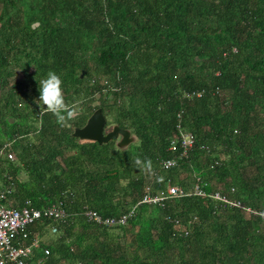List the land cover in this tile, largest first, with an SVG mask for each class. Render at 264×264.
Returning <instances> with one entry per match:
<instances>
[{
	"label": "trees",
	"instance_id": "trees-1",
	"mask_svg": "<svg viewBox=\"0 0 264 264\" xmlns=\"http://www.w3.org/2000/svg\"><path fill=\"white\" fill-rule=\"evenodd\" d=\"M49 71L75 106L70 127L41 115L38 82ZM96 108L104 131L117 125L135 140L74 136ZM180 131L193 145L164 170ZM5 143L14 156L0 157V185L8 176L14 183L6 201L42 208L64 199L67 213L29 225L27 242L56 225L63 247L47 243L44 254L40 240L27 264H59L56 254L68 264H264L259 216L197 195L137 204L146 185L189 189L199 175L207 192L264 207V0H0ZM134 205L125 226L83 216L86 208L119 216ZM75 227L92 238L77 251L83 237L65 241Z\"/></svg>",
	"mask_w": 264,
	"mask_h": 264
},
{
	"label": "built area",
	"instance_id": "built-area-1",
	"mask_svg": "<svg viewBox=\"0 0 264 264\" xmlns=\"http://www.w3.org/2000/svg\"><path fill=\"white\" fill-rule=\"evenodd\" d=\"M202 90L185 92V96H200ZM193 145V135L180 131L178 135L174 134L169 140L168 149L176 152L178 155L172 158L160 160V167L164 170L178 165V160L186 157L189 149ZM6 156L8 159H13V154L8 151V144L5 143L0 148V157ZM206 182L199 175H195V181L189 189H184L178 185L168 184L164 188L153 189L150 185H146L143 190V195L139 203L153 204L165 206L167 201L174 198H179L188 195H197L201 197H210L218 201L220 207L229 206L232 208L243 210L249 215L259 216L264 220V207L254 209L246 205L239 198L229 197L220 192H207L204 189ZM14 190V183L11 176L6 177V183L0 185V264H27V260L33 254V249L39 247V235L34 233L33 239L27 242L29 236L28 227L34 224L41 218L49 219L51 222H62L66 218V211L63 207L64 199H59L55 203H51L42 208H35L26 200L20 207L11 206L6 200ZM234 188L231 187L230 191ZM136 205L132 206L128 211L119 216H104L93 209L86 208L83 210V216L87 221L102 226H125L129 219L133 217ZM174 224L179 227L180 222L174 219ZM182 230V227L180 228ZM51 233L57 232V226L51 225ZM183 231V230H182ZM183 234H187L186 228ZM43 253L48 254L49 249L43 248Z\"/></svg>",
	"mask_w": 264,
	"mask_h": 264
},
{
	"label": "clouds",
	"instance_id": "clouds-1",
	"mask_svg": "<svg viewBox=\"0 0 264 264\" xmlns=\"http://www.w3.org/2000/svg\"><path fill=\"white\" fill-rule=\"evenodd\" d=\"M38 83L40 95L37 104L39 108L43 107L44 109L41 115L51 113L61 127H70L68 122L75 118L76 111L75 106L69 105L65 100L60 76L49 71L47 77ZM135 163L144 168L150 167V162L142 164L140 160H136Z\"/></svg>",
	"mask_w": 264,
	"mask_h": 264
},
{
	"label": "water",
	"instance_id": "water-1",
	"mask_svg": "<svg viewBox=\"0 0 264 264\" xmlns=\"http://www.w3.org/2000/svg\"><path fill=\"white\" fill-rule=\"evenodd\" d=\"M104 125L105 117L101 108H96L82 127L74 129L73 135L81 140H93L98 143L114 139L118 146L127 145L132 141L128 130L113 125L110 130L104 131Z\"/></svg>",
	"mask_w": 264,
	"mask_h": 264
},
{
	"label": "crops",
	"instance_id": "crops-1",
	"mask_svg": "<svg viewBox=\"0 0 264 264\" xmlns=\"http://www.w3.org/2000/svg\"><path fill=\"white\" fill-rule=\"evenodd\" d=\"M1 180H0V184H1ZM84 232V229L81 228V227H75L73 228L72 230V234L71 236L72 237H67L65 239V241H71V240H77L78 237H83V239L80 240V244H81V247L79 248L77 246V243L75 242L73 245H72V248L71 250H78V249H82L85 244H87L92 238L90 237L91 233L89 231H87L84 235H81L82 233ZM51 232L47 231V230H41L40 233H39V238L40 240L42 241L43 243V246L46 247L47 243L49 245H52L54 244V242L57 244L58 247H63L61 245V243H59V241L57 240V237L59 236L58 234L57 235H54V234H50ZM81 235V236H80ZM121 241H123V239H121ZM90 243V242H89ZM42 249V248H41ZM39 251V250H38ZM56 254V253H55ZM57 256V259H58V262L59 264H68L67 260L64 259L63 257H60L58 254H56ZM76 261V260H75ZM79 262V260H77ZM76 261V262H77Z\"/></svg>",
	"mask_w": 264,
	"mask_h": 264
},
{
	"label": "rangeland",
	"instance_id": "rangeland-1",
	"mask_svg": "<svg viewBox=\"0 0 264 264\" xmlns=\"http://www.w3.org/2000/svg\"><path fill=\"white\" fill-rule=\"evenodd\" d=\"M132 138H133V139H132V141H134V140H135V138H134L133 136H132ZM50 234H51V233H50Z\"/></svg>",
	"mask_w": 264,
	"mask_h": 264
}]
</instances>
